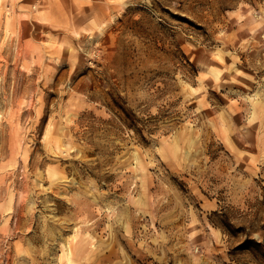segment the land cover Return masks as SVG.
<instances>
[{
	"label": "rangeland",
	"instance_id": "rangeland-1",
	"mask_svg": "<svg viewBox=\"0 0 264 264\" xmlns=\"http://www.w3.org/2000/svg\"><path fill=\"white\" fill-rule=\"evenodd\" d=\"M0 264H264V0H0Z\"/></svg>",
	"mask_w": 264,
	"mask_h": 264
},
{
	"label": "bare ground",
	"instance_id": "bare-ground-1",
	"mask_svg": "<svg viewBox=\"0 0 264 264\" xmlns=\"http://www.w3.org/2000/svg\"><path fill=\"white\" fill-rule=\"evenodd\" d=\"M33 8H34V6H33ZM212 53H213V51H212ZM220 57H221V55H219Z\"/></svg>",
	"mask_w": 264,
	"mask_h": 264
}]
</instances>
